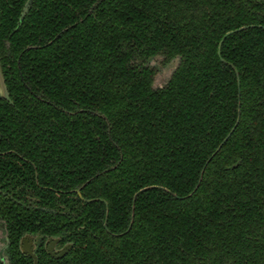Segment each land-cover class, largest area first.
I'll use <instances>...</instances> for the list:
<instances>
[{
	"label": "trees",
	"instance_id": "obj_1",
	"mask_svg": "<svg viewBox=\"0 0 264 264\" xmlns=\"http://www.w3.org/2000/svg\"><path fill=\"white\" fill-rule=\"evenodd\" d=\"M26 1L0 0V264L24 233L37 264H264V0Z\"/></svg>",
	"mask_w": 264,
	"mask_h": 264
},
{
	"label": "flooded vegetation",
	"instance_id": "obj_2",
	"mask_svg": "<svg viewBox=\"0 0 264 264\" xmlns=\"http://www.w3.org/2000/svg\"><path fill=\"white\" fill-rule=\"evenodd\" d=\"M0 230L3 233L2 237L0 236L2 243H3V244L0 243V260L6 263L7 262L6 248L8 246V240H7V235H6L4 227L0 226ZM40 239H41V236L39 234L24 233L23 235H21V237L18 240L19 251L23 255L30 257L33 262H34V259L32 255H34L37 261L36 251H37ZM66 246H70V247L63 254V256L70 250L72 246L71 242L65 241L61 243L60 237H56V236H50L43 240V248L45 249L47 254L53 258H56L54 256L58 255L60 253V250H62ZM51 254H53L54 256H52Z\"/></svg>",
	"mask_w": 264,
	"mask_h": 264
},
{
	"label": "rangeland",
	"instance_id": "obj_3",
	"mask_svg": "<svg viewBox=\"0 0 264 264\" xmlns=\"http://www.w3.org/2000/svg\"><path fill=\"white\" fill-rule=\"evenodd\" d=\"M161 60H162L161 57H156L150 60L148 63L151 67H154L157 70L154 77V86L157 87L163 86L167 82V80L169 79L170 75L172 74L178 63V59H174L173 61L163 65L161 63ZM2 235L3 233L0 230V236L2 237ZM1 237H0V243L3 244Z\"/></svg>",
	"mask_w": 264,
	"mask_h": 264
},
{
	"label": "water",
	"instance_id": "obj_4",
	"mask_svg": "<svg viewBox=\"0 0 264 264\" xmlns=\"http://www.w3.org/2000/svg\"><path fill=\"white\" fill-rule=\"evenodd\" d=\"M31 2H32V0H27L26 3L24 4V7H23L22 12H21V15H20V21L23 19V17L25 16L26 12L28 11ZM219 48H220V45H219ZM218 54H219V52H218ZM238 87H239V82H238ZM0 95H1V97L4 98L6 101H9V102L11 103V101H10V97H9V95H8L7 88H6V86H5V82H4V79H3L2 73H1V69H0ZM238 115H239V113H238ZM237 121H238V119H237ZM235 126H236V124H235ZM234 128H235V127H233V128L231 129V131L227 134V136H226L225 139L221 142V144L219 145V147L217 148L216 151H218L219 148L221 147V145H222V144L228 139V137L231 135V133H232V131L234 130ZM142 190H144V189H142ZM142 190H141V191H142ZM77 193L79 194V190H77ZM135 196H136V195H134V197H133L134 199H135ZM69 247H70V246H66V247H64L62 250H60V253H59L58 255H56V256H54L53 254H51V255L54 256V257H56V258H59V257L63 256V254L67 251V249H68ZM22 251H23V250H22ZM32 257H33V259H34L33 264H36L37 261H36L35 256L32 255Z\"/></svg>",
	"mask_w": 264,
	"mask_h": 264
}]
</instances>
